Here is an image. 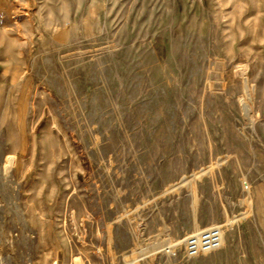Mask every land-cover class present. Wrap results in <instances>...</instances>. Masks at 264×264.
<instances>
[{
	"label": "rangeland",
	"instance_id": "1",
	"mask_svg": "<svg viewBox=\"0 0 264 264\" xmlns=\"http://www.w3.org/2000/svg\"><path fill=\"white\" fill-rule=\"evenodd\" d=\"M0 264H264V0H0Z\"/></svg>",
	"mask_w": 264,
	"mask_h": 264
},
{
	"label": "built area",
	"instance_id": "2",
	"mask_svg": "<svg viewBox=\"0 0 264 264\" xmlns=\"http://www.w3.org/2000/svg\"><path fill=\"white\" fill-rule=\"evenodd\" d=\"M222 242L220 226H210L186 236L180 243L186 258H195L219 248ZM174 245H168L163 251L173 253Z\"/></svg>",
	"mask_w": 264,
	"mask_h": 264
}]
</instances>
